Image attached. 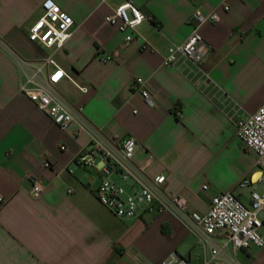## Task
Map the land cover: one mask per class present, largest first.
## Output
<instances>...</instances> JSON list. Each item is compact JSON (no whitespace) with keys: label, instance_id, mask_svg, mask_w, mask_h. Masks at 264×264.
Here are the masks:
<instances>
[{"label":"crops","instance_id":"0c3cea01","mask_svg":"<svg viewBox=\"0 0 264 264\" xmlns=\"http://www.w3.org/2000/svg\"><path fill=\"white\" fill-rule=\"evenodd\" d=\"M43 1L0 0V264H162L172 254L203 264L207 250L169 213L119 219L97 201L100 175L74 164L89 135H77L74 125L61 130L19 91L23 77L11 54L44 73L51 68L43 60L53 55L87 88L83 94L64 78L59 93L82 106L95 128L131 136L135 164L150 177L165 175L166 192L205 214L216 192H232L247 205L250 193L260 190L255 179L264 180L231 120L234 112L246 117L264 103V0H127L152 18L138 31L155 51L137 41L125 44L126 34L106 22L123 0H53L74 27L59 50L40 48L28 32ZM198 6L220 17L199 29L210 48L206 61L201 69L183 58L162 66L168 49L190 34L186 22ZM135 78L156 92L154 107L130 90ZM45 159L56 169L44 168ZM29 177L43 186L38 199L30 195ZM233 257L239 264H264V247Z\"/></svg>","mask_w":264,"mask_h":264},{"label":"built area","instance_id":"2783aa9c","mask_svg":"<svg viewBox=\"0 0 264 264\" xmlns=\"http://www.w3.org/2000/svg\"><path fill=\"white\" fill-rule=\"evenodd\" d=\"M100 5H108L111 0H98ZM223 11L229 7L221 4ZM42 14L30 27L28 40L43 49L59 50L70 37L74 22L64 10L53 0H44L41 4ZM127 12L131 14L128 17ZM106 22L116 26L125 33L124 43L137 41L143 50L155 49L139 33L138 27L152 18L144 15L133 3H123L112 9L106 16ZM220 17L215 9L206 10L196 7L187 19L191 32L183 44L171 46L162 57V66H175L180 58L190 61L197 68L206 61L210 48L199 34L205 24H217ZM12 58L22 73L19 91L38 110L46 114L61 130L72 125L76 134L87 133V146L75 157L74 164L84 169L93 170L100 175L98 185L93 189L97 201L119 219H135L144 214L169 213L181 222L194 235L198 244L208 252L203 264H239L233 255L251 247H264V180L256 178L260 190L250 193L249 203H242L232 192H216L210 200L205 214L190 211L186 200L165 191L166 177L158 175L150 177L145 166H138L133 161L136 141L123 132L104 133L95 128L85 118L83 107L70 103L62 96L57 85L62 79L69 80L81 92L87 88L78 86L70 75H67L55 62L53 55L43 60V66L51 72L44 73L43 67H35L15 54ZM103 62L110 57H103ZM208 79V75L204 74ZM130 90L138 93L150 106H155L154 95L147 81L135 78ZM180 115V109L175 111ZM236 128V137L244 148L255 154L256 168L264 175V103L251 115L241 117L234 112L231 116ZM64 150V147L60 148ZM150 162V160H149ZM47 169H56L49 160H43ZM30 195L38 199L43 186L35 177H29ZM250 183H254L249 179ZM202 191H208L204 184ZM5 200L0 197V204ZM137 264H142L138 262ZM162 264H190L186 260H178L175 254L164 260Z\"/></svg>","mask_w":264,"mask_h":264},{"label":"rangeland","instance_id":"374dc122","mask_svg":"<svg viewBox=\"0 0 264 264\" xmlns=\"http://www.w3.org/2000/svg\"><path fill=\"white\" fill-rule=\"evenodd\" d=\"M257 170H259L258 168H256Z\"/></svg>","mask_w":264,"mask_h":264}]
</instances>
